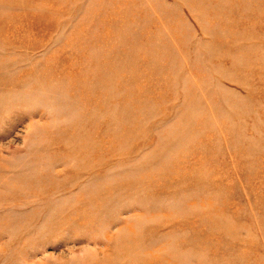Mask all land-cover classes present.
Returning a JSON list of instances; mask_svg holds the SVG:
<instances>
[{
  "label": "rangeland",
  "instance_id": "obj_1",
  "mask_svg": "<svg viewBox=\"0 0 264 264\" xmlns=\"http://www.w3.org/2000/svg\"><path fill=\"white\" fill-rule=\"evenodd\" d=\"M0 264H264V0H0Z\"/></svg>",
  "mask_w": 264,
  "mask_h": 264
}]
</instances>
